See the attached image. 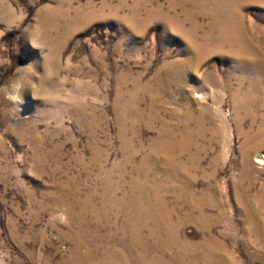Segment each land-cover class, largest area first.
Returning <instances> with one entry per match:
<instances>
[{"label":"rangeland","instance_id":"obj_1","mask_svg":"<svg viewBox=\"0 0 264 264\" xmlns=\"http://www.w3.org/2000/svg\"><path fill=\"white\" fill-rule=\"evenodd\" d=\"M0 2V264H264V0Z\"/></svg>","mask_w":264,"mask_h":264},{"label":"bare ground","instance_id":"obj_2","mask_svg":"<svg viewBox=\"0 0 264 264\" xmlns=\"http://www.w3.org/2000/svg\"><path fill=\"white\" fill-rule=\"evenodd\" d=\"M0 4H1V2H0ZM237 5L238 4H235V2L233 3V10H231V12H230V14L229 15H222V13H219V15H218V17H223L222 18V28H224V30H225V32L227 31V30H231L232 29V27H240L241 26V24L239 25V23H238V20H237V18H236V22H234V19H235V17H237ZM4 6V5H3ZM5 9H8V7H4ZM227 11V10H226ZM225 16V17H224ZM231 17V18H230ZM232 19V23H231V20ZM221 27V26H220ZM221 28V29H222ZM247 33V32H246ZM243 35V34H242ZM228 39L230 40V42H231V40H233V38H231V37H228ZM227 39V40H228ZM240 40H241V49L240 50H242V52H244V54H245V52H246V50L247 49H249V48H247V46H244V44H245V42H244V40H247V37H246V39H245V37H244V39L241 37V38H239ZM248 41V40H247ZM247 43V42H246ZM239 44V43H238ZM247 48V49H246ZM241 52V51H240ZM239 54V53H238ZM244 54H243V57H245L244 56ZM242 55V54H241ZM242 57V58H243ZM245 59V58H244ZM249 60V59H248ZM264 87V78L262 79V82H261V85H259L258 86V89L256 90V91H261L262 90V88ZM164 131V130H163ZM165 132V131H164ZM163 133V132H162ZM161 133V134H162ZM257 134V136H260V137H264V128L263 129H259V132H257L256 133ZM190 135H192L191 134V132H184L181 136L183 137V139L184 138H187V137H190ZM173 136V135H172ZM172 136H170V137H167L166 135H165V137H164V139L162 140V138H157V141L156 142H158V145H160V146H162V148L163 149H165V154H166V158L164 159L165 161H164V165L165 166H167L168 168H172V169H174V168H176V169H182V166H181V164H179V163H175V162H173V163H171V160L173 161V150H172V148H174V146L175 145H177L178 144V146H181L182 145V142L180 143V141L179 142H175L174 140H173V137ZM193 136V135H192ZM181 137V138H182ZM176 138V137H175ZM191 138V137H190ZM180 139V138H179ZM192 139V138H191ZM193 141V140H192ZM185 143H187V142H185ZM183 146V145H182ZM176 147V146H175ZM177 151V150H176ZM180 151V150H179ZM160 155H161V153H160ZM150 158V157H149ZM167 159V160H166ZM156 163V162H155ZM186 164V163H185ZM153 165V164H152ZM149 166V165H148ZM161 168H162V166H161ZM162 170V169H161ZM155 172V171H154ZM169 172V171H168ZM179 174H180V172H179ZM185 176V175H184ZM175 177V176H174ZM186 177V176H185ZM181 178V177H180ZM191 178V177H190ZM186 179V178H185ZM182 180H183V178H182ZM188 180V179H187ZM191 180V179H190ZM183 182V181H182ZM190 182V181H189ZM194 182V181H193ZM135 188V191H136V188H139L138 190H140V197H144V196H146V195H149V193H147L146 194V191H145V189H143V186L140 184L139 186L137 185V183L136 184H134L133 185ZM187 186V185H186ZM180 189V188H179ZM178 189V190H179ZM186 189V188H185ZM180 191V190H179ZM177 192V191H176ZM187 194L190 196L188 199L189 200H191L193 203H195L196 204V207L198 208V209H200L202 212L204 211V207H205V202L203 201V199L201 198L200 199V197L199 196H196V195H193V193H190V192H188L187 191ZM186 194V195H187ZM153 195V194H152ZM182 195V194H181ZM178 196V195H177ZM180 196V195H179ZM138 197V196H137ZM187 197V196H186ZM183 198V197H182ZM142 199V198H141ZM123 200L124 201H126V202H128L129 200L127 199V198H123ZM144 200V199H143ZM154 200H156V203H157V206L159 207V208H161L162 209V201L159 199V197L156 195L155 197H154ZM160 200V201H159ZM186 200V199H185ZM187 201V200H186ZM152 202V205L154 204V202H153V200L151 201ZM189 202V201H188ZM114 203V202H113ZM149 210L151 209V205L149 206V208H148ZM158 209V208H157ZM144 211V208H143V206L142 205H136V212L139 214V213H142ZM167 212V211H166ZM149 213V212H148ZM156 214V213H155ZM101 215H103V213H101ZM166 216H167V214H166ZM202 217V216H201ZM204 217V216H203ZM151 220V219H150ZM201 221V220H200ZM135 225H136V223H135ZM163 227V226H162ZM209 228V227H208ZM207 228V229H208ZM156 233V232H155ZM168 233V232H167ZM163 234V233H162ZM162 237V236H161ZM210 244V243H209ZM83 246H86L85 245V242L84 241H79L78 242V244H77V246H76V252L74 253V257H73V259L76 261V260H79L80 261V263H82V264H84V263H87V258L86 257H88V255H91V252H92V250H90V249H88V251L84 254V255H81L80 254V248L81 247H83ZM160 247V246H159ZM163 248V247H162ZM172 248V247H171ZM209 251H210V249H209ZM116 252V251H115ZM139 255V254H138ZM140 256H142V255H140ZM138 259L136 260V262H137V264H150V263H148V261H144V259H142L141 257H137ZM73 261V260H72ZM100 264H130L129 262H128V260L126 261L124 258H123V260H118L117 258L115 259V258H113L111 261H100Z\"/></svg>","mask_w":264,"mask_h":264},{"label":"clouds","instance_id":"obj_3","mask_svg":"<svg viewBox=\"0 0 264 264\" xmlns=\"http://www.w3.org/2000/svg\"><path fill=\"white\" fill-rule=\"evenodd\" d=\"M23 90L24 85L22 83H15L11 86V90L8 92L7 98L16 103L17 105H21L23 101Z\"/></svg>","mask_w":264,"mask_h":264}]
</instances>
